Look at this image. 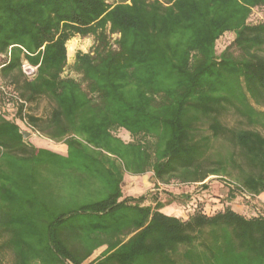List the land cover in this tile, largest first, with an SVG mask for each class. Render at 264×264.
Instances as JSON below:
<instances>
[{"label":"trees","instance_id":"16d2710c","mask_svg":"<svg viewBox=\"0 0 264 264\" xmlns=\"http://www.w3.org/2000/svg\"><path fill=\"white\" fill-rule=\"evenodd\" d=\"M255 11L264 0H0V264H264V214L230 205L264 194ZM77 37L94 45L69 66ZM21 121L67 154L24 139ZM149 173L236 183L207 214L189 196H125L126 175Z\"/></svg>","mask_w":264,"mask_h":264},{"label":"rangeland","instance_id":"374dc122","mask_svg":"<svg viewBox=\"0 0 264 264\" xmlns=\"http://www.w3.org/2000/svg\"><path fill=\"white\" fill-rule=\"evenodd\" d=\"M260 21H264V12L255 11L252 17V23L255 24ZM233 39H234V36L232 33L225 34L219 41L218 52H221L222 50H224L225 47L229 43H231ZM71 43L74 44V49L70 53L69 46ZM93 45H94L93 37H87V38L77 37L73 39L71 42H69L68 44V65L71 66L73 64L75 60V55L77 52L83 51L87 53L91 50ZM65 75H70L69 67L66 69ZM0 84H1V80H0ZM46 106H47V103L45 101L41 102L39 105V109L37 110V113L38 114L43 113ZM5 111L6 112L8 111L9 115L13 114L12 107H8V108L6 107ZM226 120L230 125H236V118L234 116L229 115L226 118ZM22 127L24 128V131L30 132L28 129H25L23 125ZM120 135L123 138H127V135L124 133H120ZM32 136L38 141V143L41 146L54 147V148L64 147L63 144H57V143L51 142L39 136H34V135ZM234 183H236V181L230 177L224 178L223 180L211 177L208 179V181H206L207 185L212 184V187H217V192L219 190H225L226 193H229V190L231 189L229 185H234ZM124 193H125V196L132 197V198H139L144 195L152 196L154 193H158L160 194V197L163 199L167 198L169 195L179 196V197H181V195H189V197L192 199L190 201H192L193 203H196L198 201V196L200 195L201 191H200V186H184L181 184L162 185L156 181L152 173H149L143 176L126 175L125 183H124ZM184 193H188V194H184ZM262 198L264 199V194L262 195ZM241 199H242L243 204L247 206H252L251 208L254 209V211L250 213L248 216L253 217L259 214H264V202H262L263 200L255 199L252 204L251 203L249 204L247 203V201H245L244 197ZM174 207L175 209L172 208L168 210V213L170 215L182 216L183 219L188 217V211L190 209H182L181 206H178V205H174ZM255 208H257L258 210H255ZM216 211H219V210L217 209L213 212H216ZM99 253L100 252L95 254L94 258L97 257Z\"/></svg>","mask_w":264,"mask_h":264},{"label":"crops","instance_id":"0c3cea01","mask_svg":"<svg viewBox=\"0 0 264 264\" xmlns=\"http://www.w3.org/2000/svg\"><path fill=\"white\" fill-rule=\"evenodd\" d=\"M30 139H31L32 143L39 148H46V149H49L53 152H56V153H58L60 155H64V156L67 154V148L65 145H64V147H60V148L45 147V146H41L33 136L30 137ZM125 178H126V176H125ZM195 186H200V185H195ZM200 191H201V193L198 196V200H200L203 203L204 210L207 214H211V213H213V211H215L217 209L220 211V210L224 209V207L226 206V200L225 199L228 196V193H226L225 190H219L218 191L219 193H218L217 187H212V184L211 185L206 184V187L200 186ZM184 194H188V193H184ZM186 196H189V195H181V197H186ZM257 199L263 200L262 202H264L262 195L260 197H258ZM230 205L235 212H237L241 215H244L246 217H250L248 215L254 211V209L251 208L252 206H247V205L243 204L242 199L240 197L235 198L233 200V202L230 203ZM172 208L175 209L174 204L168 206L164 210V212L166 214L170 215L168 213V210H170ZM255 210H258V209L255 208ZM172 216L182 218V216H178V215H172ZM185 219H187V218H185Z\"/></svg>","mask_w":264,"mask_h":264},{"label":"built area","instance_id":"2783aa9c","mask_svg":"<svg viewBox=\"0 0 264 264\" xmlns=\"http://www.w3.org/2000/svg\"><path fill=\"white\" fill-rule=\"evenodd\" d=\"M35 70H36L35 68L30 67L27 63L24 64V71H25V73L27 75L33 76L34 73H35ZM21 125H23L25 127V129H28L29 131H32V128L25 121H21ZM34 136H39L40 137V134L39 133H35ZM229 187L231 188L230 185H229ZM244 197L248 201H251V197L250 196L244 195Z\"/></svg>","mask_w":264,"mask_h":264},{"label":"water","instance_id":"95a60500","mask_svg":"<svg viewBox=\"0 0 264 264\" xmlns=\"http://www.w3.org/2000/svg\"><path fill=\"white\" fill-rule=\"evenodd\" d=\"M24 139H29L32 134L30 132H23Z\"/></svg>","mask_w":264,"mask_h":264},{"label":"bare ground","instance_id":"6f19581e","mask_svg":"<svg viewBox=\"0 0 264 264\" xmlns=\"http://www.w3.org/2000/svg\"><path fill=\"white\" fill-rule=\"evenodd\" d=\"M73 49H74V44L71 43L70 46H69L70 53L73 51Z\"/></svg>","mask_w":264,"mask_h":264}]
</instances>
